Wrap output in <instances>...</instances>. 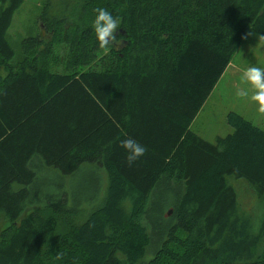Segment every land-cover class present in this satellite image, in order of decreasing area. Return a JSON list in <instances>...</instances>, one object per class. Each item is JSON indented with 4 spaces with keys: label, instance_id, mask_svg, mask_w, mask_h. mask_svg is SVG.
<instances>
[{
    "label": "trees",
    "instance_id": "obj_1",
    "mask_svg": "<svg viewBox=\"0 0 264 264\" xmlns=\"http://www.w3.org/2000/svg\"><path fill=\"white\" fill-rule=\"evenodd\" d=\"M21 2L0 0V264H264V130L234 112L212 143L189 129L242 36L264 34V0H74L16 60L5 33ZM96 8L119 20L106 49ZM127 138L147 149L131 165ZM83 164L106 176L87 212L64 188L37 202L39 167Z\"/></svg>",
    "mask_w": 264,
    "mask_h": 264
},
{
    "label": "rangeland",
    "instance_id": "obj_2",
    "mask_svg": "<svg viewBox=\"0 0 264 264\" xmlns=\"http://www.w3.org/2000/svg\"><path fill=\"white\" fill-rule=\"evenodd\" d=\"M73 6L74 0H22L19 7L14 10L5 33L16 60L21 58L22 45L28 38L43 42L49 40L51 35L49 28L62 17L61 15L69 14ZM251 33L252 36L239 44L189 125L193 133L207 142L212 143L216 137H223L232 131L226 123L225 117L228 112L237 113L264 130V114L258 112V105L249 98L237 96L238 87H246L241 83L243 71L250 66L260 68L264 66V42L258 41L256 36L259 34ZM62 51L61 46L52 48L58 62L56 60L50 64L57 71L62 68L60 64ZM38 169L34 188L38 203L43 201H41L43 197L53 196L60 188H64L71 194L72 204L87 212L104 193L106 176L102 170L91 164L81 165L67 177L49 168ZM232 185L239 207L244 212L258 215V202L248 186L240 180H232ZM157 195V202L160 204L169 199L166 197L169 191L164 188L160 189Z\"/></svg>",
    "mask_w": 264,
    "mask_h": 264
},
{
    "label": "clouds",
    "instance_id": "obj_3",
    "mask_svg": "<svg viewBox=\"0 0 264 264\" xmlns=\"http://www.w3.org/2000/svg\"><path fill=\"white\" fill-rule=\"evenodd\" d=\"M97 15L94 20V31L101 49H106L116 41V32L119 29V20L104 8L94 10ZM251 32L245 33L242 39L247 40L252 36ZM258 41L264 42V34L256 36ZM241 83L246 87H238L237 96L249 98L258 105V112L264 114V69L250 66L245 69L241 76ZM120 146L126 151V161L133 164L146 154V147L137 140L127 138L121 140ZM65 254L57 253L55 260L62 261ZM73 264H77L74 260Z\"/></svg>",
    "mask_w": 264,
    "mask_h": 264
},
{
    "label": "crops",
    "instance_id": "obj_4",
    "mask_svg": "<svg viewBox=\"0 0 264 264\" xmlns=\"http://www.w3.org/2000/svg\"><path fill=\"white\" fill-rule=\"evenodd\" d=\"M228 64H229V62H228ZM228 64H227V65H228ZM224 69H225V68H224ZM195 115H196V114H195ZM193 118H194V117H193ZM190 123H191V122H190Z\"/></svg>",
    "mask_w": 264,
    "mask_h": 264
},
{
    "label": "water",
    "instance_id": "obj_5",
    "mask_svg": "<svg viewBox=\"0 0 264 264\" xmlns=\"http://www.w3.org/2000/svg\"><path fill=\"white\" fill-rule=\"evenodd\" d=\"M169 213V211H167V214Z\"/></svg>",
    "mask_w": 264,
    "mask_h": 264
}]
</instances>
